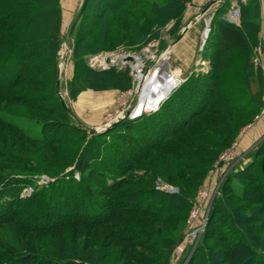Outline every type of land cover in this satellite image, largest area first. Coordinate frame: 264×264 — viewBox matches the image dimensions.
Returning <instances> with one entry per match:
<instances>
[{
  "label": "trees",
  "instance_id": "trees-1",
  "mask_svg": "<svg viewBox=\"0 0 264 264\" xmlns=\"http://www.w3.org/2000/svg\"><path fill=\"white\" fill-rule=\"evenodd\" d=\"M191 2L87 0L73 31L77 59L70 96L129 88L127 71L92 70L83 55L118 45L138 49L157 39L162 28L176 32ZM227 2L210 21L205 44L214 42V48L208 68L186 75L159 108L96 134L74 123L69 134H54L52 140L46 123L22 110L47 111L50 101V114L66 111L62 104L55 107L59 0H0V159L13 162L0 160V207L8 211L0 212V227L11 223L31 234L15 239L9 230L0 233V264H167L196 190L219 154L264 108L263 74L251 57L259 41L258 2L239 4L238 26L223 16ZM6 145L16 146L15 152ZM66 166L71 167L65 171ZM48 168L54 170L47 173ZM19 173L49 181L22 196L33 183ZM233 178L240 181L237 190L230 185ZM157 179L177 191L156 190ZM44 217L54 219L34 227L21 221ZM71 225L83 227V237L76 230L63 234ZM262 231L264 138L249 164L221 181L189 261L264 264ZM52 232H59L53 242L39 238Z\"/></svg>",
  "mask_w": 264,
  "mask_h": 264
},
{
  "label": "rangeland",
  "instance_id": "rangeland-1",
  "mask_svg": "<svg viewBox=\"0 0 264 264\" xmlns=\"http://www.w3.org/2000/svg\"><path fill=\"white\" fill-rule=\"evenodd\" d=\"M252 1H255V0H252ZM82 2L83 0H59V5L61 9V43L59 45V49L56 54V57H57L56 58V80L59 81V94L67 110L64 111L63 109L62 110L58 109L59 110L58 114L60 115L50 114L49 113L50 110H48L49 108L52 107V103L50 101H47V105H48V109H46L47 111L33 112V111H27L25 108H23L22 110V113L24 116H28L29 118H34V119L36 118L39 122L42 121L46 123V126L49 130L48 133L50 135V139L55 140V138L53 137L54 134H58L63 137L66 134H69L67 132L72 130L70 127L73 126L74 123L82 125L83 128H85L86 130L87 128H94L97 130L98 133L103 132V129L108 124L112 123L115 118L123 116L127 110H131L134 108L137 101L139 100V95L138 93H135V90H134L135 84L137 82L135 78L137 72L135 70H132V68H130L131 65L119 66L120 63H118L117 60L119 56L121 55H130V56H133L134 58H137L138 59L137 63L140 64L139 71L142 74L149 73L154 68L159 67L160 65H165V70L167 73H169L170 75L178 74L179 78H184L186 77V75L190 74V72L192 71L203 72L208 68L209 63L207 60H208V57L211 55L210 54L212 52L211 50L214 48V42L213 43L207 42L203 46L204 47L203 50L200 49L201 47L200 43L201 41L204 40L203 38L206 37L204 28L208 20H209L208 28L210 29L211 12L205 13L204 15L199 17L196 24L188 28L189 32H193L194 27L198 29V34H197L198 37L194 41V49L179 51V50H173L174 47L172 48V46H169V44L174 40L175 34L179 33L184 27L185 23L189 22L199 11L198 10L197 12H193L194 10L193 8H191L192 7V4H191L192 2H191L190 4L186 5V9L183 13V16L179 20L180 23L176 29V32L174 30L170 31V29L162 28L160 29V35L157 39L149 40L145 45L141 46L138 49H134L132 47H125L124 45H118L112 50L102 49L96 53H87L83 55L82 59L84 60V64L87 67L91 68L92 70L100 72V71H105L112 67L118 71H127V75L130 79L129 88L125 90L107 89L103 91H94V90L88 89V90H84L80 92L75 97H71L70 88H71V81H72V77L74 73V62L77 59V56L75 55V51H74V48L76 45L75 36L73 35L74 34L73 31H75L74 28L70 36H68V34L70 32L71 25L73 24V21L75 20L79 12ZM226 6L227 8L229 7V2H227ZM239 10H240V16H242L243 8H241L240 5H239ZM89 11L95 12L96 10L94 6H92ZM169 27H171V25ZM173 31L175 34L173 33ZM201 34H202V40L200 39ZM86 39H88V37ZM257 43H258L257 46L253 47L252 49L251 57H252L254 67H258L261 71H263L262 62H261L263 54H262L260 47L258 46L260 44V41H258ZM164 55H165V58H164ZM102 58L106 59L104 61V66H106L105 68L99 67L98 62ZM179 64H181V66H179ZM179 67H180V70H177L179 69ZM175 88H173L172 91ZM54 91H55V100L58 102L56 103L57 105L55 107L60 106V108H62L61 101L58 99L56 90L54 89ZM165 99H163L160 102V104ZM19 107L20 106L9 107V108L17 109ZM262 111L263 112H261L259 116H256L254 118V121L251 124L243 127L241 132L237 136L235 140L238 144L236 155L233 158V160L229 161V163L226 164L225 176L230 171H233V170L235 171V169L240 170L246 164H249V162L251 161L252 151L255 148V146L260 142V140L264 138V133L255 142L249 145L247 148L241 149L239 146V140L244 134H246L247 132H250L252 128L255 126V124L260 120L261 116L264 114V108ZM150 112H153V111L147 110V111H142L141 113L149 114ZM23 124L25 125V123ZM33 128L34 129H32V131L34 130L36 131L38 127L33 126ZM87 133L90 134L88 131ZM32 147L36 148L38 146L33 145ZM4 149L15 152L16 146L11 147L10 145H6ZM0 160L1 162H10V164L13 163L12 161H8V160L4 161V159H0ZM69 167L71 166L64 167V170L65 171L68 170ZM53 170L54 169L52 168H48L47 173H50L49 171H53ZM4 174L10 175L12 174V172L6 171ZM75 174L76 172L74 173V175ZM219 174L220 173H218L217 176H219ZM17 175H20V173ZM20 176H22L24 180H28V178H30L31 184L33 183V185L25 186V188L21 192L22 196H25L31 193L34 190V186H37V185L45 186V184L49 180V177L45 175L34 177L33 175L22 174ZM42 177L46 178L45 183H39ZM207 177L205 178L203 185L207 184ZM157 180H160V179H157ZM157 180L155 181V184ZM239 183L240 181H238L236 178H233L230 185L233 186L237 190ZM206 186L212 187V185H209V184H207ZM198 189L196 190V193ZM217 194L218 192L214 195L213 200ZM4 196H7V195H4ZM195 197H196V194H195ZM194 201H195V198H194ZM193 206L194 204L190 207V210L187 213L183 224L177 229V234H176L177 237H176L174 244L172 245V249L170 251L167 264H197L196 261H192V262L189 261V258L191 257V255L188 256L189 255L188 253L190 249L192 248H193V251L195 250L196 246L199 244L201 240L202 233L199 236L198 240L194 241L191 244L188 242V240H185L184 238L185 233L188 229L187 220H188L191 210L193 209ZM0 212L5 213L8 211H5L4 206L1 205ZM209 212H210V209L207 212V218H208ZM52 219H54V217H49V218L44 217V219L42 218L40 220L38 219L27 220L23 218L21 219V221H23L22 223H24L27 226L34 227V226H39V225H45L49 220H52ZM4 230H9V232H11V236H13V238L16 237L15 239H18L19 236H24L26 234H29V233H24L23 230L18 231L17 227L11 223H6L5 225H2L0 227L1 234L3 233ZM62 230H63V234H65V231L68 230L69 235L73 230H76L77 232H79V237H83L82 233L84 232L85 229L83 227L71 225V226H67V228H64ZM58 233L52 232L47 235L44 234V235L39 236V238L47 242H50V240L53 242L54 240H56ZM262 234L264 235V231H262ZM30 235L31 234H29L28 236ZM95 238H99L98 234L97 236H95ZM181 245L184 248L181 252H178L177 247ZM115 248H116V245H113L110 248L109 252L111 253V255L115 251ZM99 264H111V263L110 261L104 260V261H101Z\"/></svg>",
  "mask_w": 264,
  "mask_h": 264
},
{
  "label": "built area",
  "instance_id": "built-area-1",
  "mask_svg": "<svg viewBox=\"0 0 264 264\" xmlns=\"http://www.w3.org/2000/svg\"><path fill=\"white\" fill-rule=\"evenodd\" d=\"M247 1H250V0H229V7L226 10V12L224 13V18L227 20V22L234 24V25H237V26L240 24L241 16H240L239 4L245 3ZM208 24H209V20L207 21L206 26L204 28L207 31V34L209 31ZM126 56L127 55L119 56V58L117 60L118 62H120L119 66L131 65L130 68H132V70H134L132 64H129L127 62L122 61V59ZM105 60L106 59L102 58L98 62L99 67H101V68L106 67V66H104ZM138 85H139V83L137 80L135 87H134L135 93H137ZM132 110L133 109H131V111ZM118 118H120V117H118ZM118 118H115L114 120H116ZM237 145L238 144L235 141L229 147L224 149L219 154L218 159L216 160L213 167L208 171L207 184L212 185V187L206 186L207 184L203 185L202 187H200L198 189V191L196 193L194 206H193V209L191 210L190 215H189L188 220H187L188 229H187L185 236H184L185 240H188V242L190 244L193 243L194 241H197L199 236L203 232V228H204V225L206 223L205 221L207 219V212L211 207L214 195L218 192V187H219L221 181L225 177V173H226L225 166H226V164L229 163V161L233 160V158L236 155ZM218 173H220L219 176H217ZM74 176L76 178H78L77 173ZM45 180H46V178L42 177L40 179L39 183H45ZM212 180H213V182H212ZM155 189L156 190H163V191L168 192V193H175L177 191L176 187L169 186L160 180H157V182L155 184ZM182 245L177 247L178 252H181L183 250L184 247ZM192 253H193V248L190 249L188 256H190Z\"/></svg>",
  "mask_w": 264,
  "mask_h": 264
},
{
  "label": "crops",
  "instance_id": "crops-1",
  "mask_svg": "<svg viewBox=\"0 0 264 264\" xmlns=\"http://www.w3.org/2000/svg\"><path fill=\"white\" fill-rule=\"evenodd\" d=\"M210 0H192V7L193 8V12H197L198 10H200L205 4H207ZM258 2L259 5V28H258V39L260 41V44L258 45L262 51L263 57H262V74L264 77V0H256ZM247 2L243 3V4H247ZM198 13V12H197ZM213 16V12H211L210 18L212 19ZM224 16V15H223ZM198 21V18L195 19L194 21H192L188 27L187 30L185 31V33L182 35L181 39L176 42L172 48L173 50H189V49H194V41L195 39H197L198 37V29L196 27H194L193 32H189L188 28L194 24H196V22ZM207 23V22H206ZM186 24V23H185ZM206 26V24H205ZM200 39L202 40V34ZM206 40L201 41L200 43V49L203 50V46L205 44ZM187 46H186V45ZM178 59V58H177ZM180 59V58H179ZM179 66H181V64H179ZM180 70V67L179 69ZM175 77H178V74H173ZM183 81L184 78H179ZM264 133V114L261 116L260 120L255 124V126L252 128V130L250 132H247L246 134H244L240 140H239V146L241 149L243 148H247L249 145H251L253 142H255L262 134Z\"/></svg>",
  "mask_w": 264,
  "mask_h": 264
},
{
  "label": "bare ground",
  "instance_id": "bare-ground-1",
  "mask_svg": "<svg viewBox=\"0 0 264 264\" xmlns=\"http://www.w3.org/2000/svg\"><path fill=\"white\" fill-rule=\"evenodd\" d=\"M205 36L207 37V31ZM205 40V38H203ZM163 56V54H162ZM161 56V57H162ZM165 58V55H164ZM138 59L132 64L133 69L137 72L135 78L138 80L137 93L139 100L134 106L132 113L139 114L142 111H147L155 104L162 96L170 89V83L176 79L174 75H170L165 70V65H160L154 68L149 73L142 74L139 71Z\"/></svg>",
  "mask_w": 264,
  "mask_h": 264
},
{
  "label": "water",
  "instance_id": "water-1",
  "mask_svg": "<svg viewBox=\"0 0 264 264\" xmlns=\"http://www.w3.org/2000/svg\"><path fill=\"white\" fill-rule=\"evenodd\" d=\"M226 0H210L207 4H205L199 11L198 13L189 21L187 22L184 27L182 28V30L177 34L176 38L169 44V46H173L176 42H178L182 35L185 33V31L187 30V27L188 25L194 21L195 19L201 17L202 15H204L205 13H209V12H213L214 10H216L220 5H222ZM86 3H87V0H83L81 6H80V9H79V12L75 18V20L73 21V24L71 25V28H70V32L68 34V36H70L76 22L78 21V19L80 18V16L82 15L84 9H85V6H86ZM91 57V56H90ZM137 58H134L133 56H130V55H127L126 57H124L122 59L123 62H127L129 64H133L135 61H136ZM120 63V62H118ZM181 79L179 78H176L174 79L171 83H170V89L167 91V93L162 96L155 104H153V106H151L148 110L150 111H154L158 108L160 102L165 99L169 93L172 91L173 88H175L176 86H178L180 83H181ZM55 90H56V94L59 98V100L61 101V104L63 106V108L65 110H67V108L65 107L64 105V102L59 94V81L56 80V84H55ZM140 115L139 114H135V113H132L131 110H127L124 115L116 120H114L112 123L108 124L104 129L103 131H105L106 129L118 124L119 122L127 119V118H130V119H133L135 117H138ZM87 131L90 133V134H96L98 133L96 129L94 128H87Z\"/></svg>",
  "mask_w": 264,
  "mask_h": 264
}]
</instances>
